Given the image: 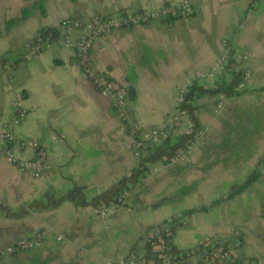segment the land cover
Instances as JSON below:
<instances>
[{
	"label": "crops",
	"instance_id": "crops-1",
	"mask_svg": "<svg viewBox=\"0 0 264 264\" xmlns=\"http://www.w3.org/2000/svg\"><path fill=\"white\" fill-rule=\"evenodd\" d=\"M168 1L0 0V131L5 121L14 135L37 141L49 164L32 176L0 159V204L13 212L45 193L61 196L73 184L83 187L88 201L136 163L109 98L73 63L72 50L55 39L47 49L28 55L24 42L41 28L57 31L65 17L84 20ZM188 1L184 15L95 39L90 51L94 67L126 88L127 109L143 127L168 123L179 87L195 81L194 73L213 65L225 48L232 50L236 67L249 71L246 91L230 98H198L202 133L190 152L176 163H151L128 191L124 207L105 219H94L90 206L68 200L17 217L0 210V249L41 233L39 247L3 256L0 264H109L116 256L137 252L140 236L162 225L169 228L174 217L180 222L171 234L174 249H192L219 237L233 247L236 264H264L263 171L241 192L213 203L264 157V0ZM22 8L29 9L26 18L4 28V21L19 16ZM243 53L245 60L240 59ZM214 76L199 83L211 86ZM14 100L26 116L12 125ZM188 126L183 117L171 137ZM189 208L196 210L181 217Z\"/></svg>",
	"mask_w": 264,
	"mask_h": 264
},
{
	"label": "built area",
	"instance_id": "built-area-1",
	"mask_svg": "<svg viewBox=\"0 0 264 264\" xmlns=\"http://www.w3.org/2000/svg\"><path fill=\"white\" fill-rule=\"evenodd\" d=\"M190 9L188 0H169L159 7L125 8L106 15H92L90 18L80 20L75 17H65L58 23V30H47L46 32L36 31L24 42V50L28 55H34L47 49L57 39L63 48L72 50L73 63L81 70L84 77L101 95L109 98L115 117L122 124L125 136L130 144L132 153L137 159L149 150L153 149L169 133L172 127L177 126L183 117L178 108V101L186 92L189 83L179 87L175 106L169 114V122L166 124L143 127L133 119L127 109V90L124 86L117 84L104 72L97 70L90 57L93 42L98 37L109 34L114 30L128 29L135 25L147 24L151 21L167 19L177 15H184ZM228 49L225 48L215 59L214 64L204 71H197L194 79L202 82L206 77L212 76L225 69ZM247 53L240 56L241 60L247 59ZM239 68V67H236ZM241 69L239 82L236 89H241L249 79V71ZM12 114L8 120L10 124L19 123L26 116V109L18 104V101L11 102ZM220 108V104L216 105ZM7 123L1 122L0 131V159H4L10 165L38 176L49 169L46 153L42 145L32 139H25L14 135L6 128ZM202 130L199 128L194 137L188 142L184 149L177 150L169 159V164L182 161L190 152L193 145L198 141ZM31 150L29 157L22 156L25 150ZM149 171V170H148ZM148 173V172H147ZM128 190H122L115 197V200L108 205H96L91 207V214L94 219H105L113 211L121 209L125 205ZM234 232V235H237ZM59 237H57L58 239ZM171 234L166 225L156 227L142 236L138 242L141 247L149 245L148 255H145L143 247L137 252L116 256L109 264H226L234 256V249L231 245H214L209 250L204 249L207 242L194 248L186 250L172 249ZM219 237L210 238L213 242ZM41 244V233L29 236H22L6 244L0 249V259L6 255H14L22 251L31 250Z\"/></svg>",
	"mask_w": 264,
	"mask_h": 264
},
{
	"label": "trees",
	"instance_id": "trees-1",
	"mask_svg": "<svg viewBox=\"0 0 264 264\" xmlns=\"http://www.w3.org/2000/svg\"><path fill=\"white\" fill-rule=\"evenodd\" d=\"M32 6L38 7L42 11V7L39 3H33ZM28 8H22L20 14L17 17L9 18L4 21V28H8L11 25L23 20L28 15ZM54 27L41 28L39 31L46 32L47 30H54ZM233 52L231 49L228 50L227 61L225 64V69L214 76V81L211 86H204L203 84L197 81H191L187 86L186 92L182 95L181 99L178 101L177 108L178 110L186 116V119L189 123L188 130L183 132L176 137L172 138L171 133H169L164 139H162L153 149L149 150L147 153L140 156L135 165L132 166L126 173L120 176L116 181L108 185L103 190L96 193L88 201H85L83 196V187L77 184H73L63 195L54 197L50 194H43L42 197L38 200H33L24 206L18 207L16 211L11 212L7 207L0 204V210L4 211L8 216H21L30 210H41L44 208H53L58 203L63 200H68L72 202L75 206L88 205L90 207L96 205H108L115 200V197L122 190H130L136 184H138L142 178L147 174L149 170V165L154 162H161L166 164L168 159L179 149H184L188 142L194 137L196 131L201 128V125L197 118V99L203 96L214 97L221 96L224 98H230L237 96L246 91V89H236V85L239 82L241 69L236 68L235 61L233 58ZM133 91L128 89V96L132 97ZM173 128V127H172ZM171 128V129H172ZM171 131V130H170ZM264 173V157L261 158L256 167L249 170L245 175L243 180L240 183L233 182L229 185V189L223 198H218L213 201V203H218L224 199H229L235 194L241 192L246 187H248L252 182H254L258 176ZM204 206L199 209H203ZM196 209L189 208L182 210L180 216H186L193 213ZM178 217L172 219V224L169 226L168 230L170 234L174 229L180 224ZM207 242L205 247L206 250H209L211 247L217 244L226 246L227 242L217 239L213 242H210V239H206L199 244L202 246V243ZM141 247L145 249V255H148L149 245L144 244ZM140 246L137 249L141 248ZM172 249H174L172 247ZM232 260L233 264H236L238 259L237 255H234Z\"/></svg>",
	"mask_w": 264,
	"mask_h": 264
}]
</instances>
